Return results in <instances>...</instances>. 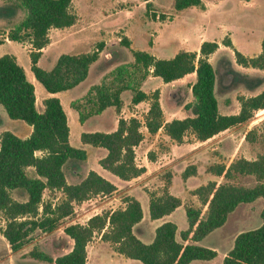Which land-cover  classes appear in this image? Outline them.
I'll return each instance as SVG.
<instances>
[{"label":"trees","instance_id":"obj_1","mask_svg":"<svg viewBox=\"0 0 264 264\" xmlns=\"http://www.w3.org/2000/svg\"><path fill=\"white\" fill-rule=\"evenodd\" d=\"M14 2L25 11V16L9 30L8 38L31 43V68L36 79L52 93L71 89L84 81L91 64L99 58L104 48L103 42L90 52L62 53L51 69H44L38 64L42 49L50 42L49 31L69 27L76 22L73 0ZM201 2L175 0V8L183 10ZM146 7L147 13L151 12V2H147ZM151 15L157 17L156 12ZM3 42L0 39V44ZM121 43L127 47L131 45L127 37L122 38ZM224 44L231 46L232 42L227 39ZM219 46L217 41L205 40L200 46L199 57L197 51H180L171 58H157L148 51L133 49V64L140 72L138 77L134 70L123 64L111 72V79L103 77L100 83L90 87L82 99L73 101L72 106L83 123L89 116L99 114L107 107L120 109L123 104L122 92L131 90L134 103L152 100L144 123L151 134L163 127L165 133L176 142H183L189 132L198 140L205 141L247 122L256 110L264 109L263 89L257 94L242 97L238 113L220 112L216 93L217 72L209 60V55ZM235 55L239 64L264 69V38L259 54L246 56L235 49ZM151 68L153 74L165 82L196 73V80L191 85L193 100L185 104L192 115L164 123L160 91L156 90L150 96L140 88ZM0 103L12 119H22L33 127L26 138L8 130L0 136V230L10 248L17 251L31 241L35 231L53 232L61 220L74 213L75 204L94 196L112 194L117 186L95 170H90L78 183H68L64 164L70 159L85 160L87 152L71 144L67 113L58 97L46 98L43 101L44 110H38L35 85L28 79L16 57L9 53L0 56ZM142 125L137 117L120 118L116 130L84 131L80 139L83 143L105 148L107 154L99 160L100 165L123 180H131L146 171L144 166L137 164L135 152L136 146L144 139ZM246 139L253 142L255 132L248 130ZM30 166L35 169L34 176L27 172ZM190 169L195 172L194 166L187 167L183 172L184 178L193 173ZM208 169L225 181H209L193 190L201 206H185L188 227L181 232V240L177 238L178 226L173 221L159 225L152 242L141 240L133 228L143 218L142 204L136 197L127 195L123 198L124 207L97 213L84 224H67L64 232L73 240L70 251L54 258L34 249L30 252L31 256L56 264H86L88 243L99 233L101 239L110 242L117 252L140 260L142 264H190L197 259L211 260L218 255L217 249L197 242L222 227L240 204L264 198V154L255 159L240 156L229 164L214 163ZM240 175L253 176L255 184L242 185L230 181ZM14 189L25 190L28 199H15L12 196ZM46 189L60 191L62 200L55 203L45 201L43 194ZM181 204V198L166 188L159 195L152 194L150 216L152 219L161 218ZM261 215L263 221L260 226L237 234L232 248L224 256L223 264H264V209Z\"/></svg>","mask_w":264,"mask_h":264},{"label":"rangeland","instance_id":"obj_2","mask_svg":"<svg viewBox=\"0 0 264 264\" xmlns=\"http://www.w3.org/2000/svg\"><path fill=\"white\" fill-rule=\"evenodd\" d=\"M151 1L153 2L150 8L151 12L147 13L145 0H73L72 9L79 14V21L74 29H76L75 32L82 33L80 37L81 40L79 41L80 43H76L77 41H75V39L69 38L72 32L70 26L58 28L51 32L53 33V37L56 33L60 34L61 40L59 39L58 43V40L54 39L48 47V50L40 59V66L47 69L55 64L57 58L62 53L93 51L99 47L101 42L104 43V54L101 60L95 64L92 73L90 72L89 76L79 85L69 91H62L60 95L65 104V108L68 112L74 114L76 120V125L74 126V124H72L71 143L73 146L88 150L90 154L86 161L70 159L66 163L65 170L71 179V183L74 181L72 177H74L75 169H78V171L84 175L87 171V167L89 169L103 168L97 162L100 149L103 148L81 141V129H83V131L93 129L82 126L79 121L78 111L69 104L68 100L82 99L87 94L90 86L98 82L96 78H99V75H102V79L108 76L109 80L112 78L110 75L111 72L123 64L128 65V68L134 70L136 72V77H138L140 72L136 71L133 64L134 59L131 54L132 52L121 43L122 38L128 37L126 30H129L135 49L148 50L151 46L150 41L158 40L155 51L159 54L163 53L161 55H170L174 49H185L186 46H184L183 43L191 48H196L202 43V40L219 42L221 47L211 55V62L215 66L217 72V95L222 109L226 108L224 99L226 87H228V89L230 88V91H232L228 100L231 103L229 110L233 113L241 106L240 99L242 97L257 94L264 89V69H250V71H248L249 73H242L232 68L229 60L234 57V60L237 62L235 49L248 54H255L258 49H261V42L264 38V0H202L199 5L190 6L183 10H177L175 8V0ZM152 12H156V18L152 17ZM24 16L25 11L18 8L14 0H0V39L4 38L1 37V34L7 30L9 31L19 23ZM227 39L231 40V46L224 44ZM0 47L5 49L8 53L13 52L18 55L19 63L27 69L29 75L34 74L30 68L31 60L25 43L10 41L5 42ZM195 76L196 75L193 73L183 81L169 87L168 90L166 88L167 91H165L162 96V105L167 109L171 101H173L175 105L178 106L177 116L192 115V111L187 109L185 104L193 100V95L189 88ZM162 82L163 80L161 77L152 78L144 83V88L150 91L148 94L151 96L156 90L160 91L158 87H160L159 85ZM40 84L43 86L42 83ZM239 86H242V88H237ZM43 88L45 87L43 86ZM37 93L40 94L39 91H37ZM131 95V90H125L122 97L124 101H127ZM151 101V99L144 100L139 107L130 105L131 108H133L135 116L140 118L143 123L141 127L142 130L145 129L146 109L148 108V104L150 107ZM0 106L4 112L5 120H8L7 122L4 121V123L10 127V129H14V122L27 123L22 119H12L1 103ZM87 108H89V105H87ZM92 116L93 115L86 119L89 124L93 122L101 123L104 121V117L100 119L97 116ZM103 129L105 130V126L95 130ZM248 130H253L255 132V140L253 142H249L246 139ZM224 131L225 132L221 134L218 133L219 135L216 134V139L210 143H199L200 140L189 132L185 136L183 142L179 143L174 140V144L189 147L194 142L200 144V146H204V148L209 146L213 148L219 145L220 147L215 148L213 151L215 152L214 159L217 161L211 162L210 165L219 162L229 164V161L239 156L255 159L258 155L264 154V109L256 110L252 118L247 122L235 125ZM229 139L233 141V148L228 153L225 150L221 151L222 148L225 149L230 147L228 142ZM160 143L164 144L165 141ZM187 162H190V160L183 161L182 164L174 166L173 170L176 173L183 170V173L187 167L194 166L196 171L197 165L195 164V166L193 163ZM206 165V161H203L201 167L202 177L193 179L194 181L191 186H196L195 189L205 182L225 181V179L220 176H216L217 179L207 180L205 171H209L208 168L210 165L207 167ZM173 170L167 169L161 174L160 179L164 184L163 186L166 185L165 187H168L170 184ZM190 171L194 173V169H190ZM28 173L34 174L33 171H28ZM108 173L110 176L114 177V179H120L110 171H108ZM230 181L242 185L255 184L253 176L240 175L234 177ZM131 184L142 185L144 183L136 180ZM176 185L177 189H185V183L181 176L176 177ZM127 186H130V184ZM124 187L125 186L121 187L117 192L107 195V197L98 195L92 197L90 202L85 205H75L74 213L61 220L59 226L53 232L35 231L31 241L24 246L25 248L23 247V250L19 251L20 253L17 255L14 264H56L35 259L31 256L30 252L35 249L46 252L52 257H57L58 255L70 251L72 249L73 240L65 234L64 227L67 224L75 222L84 224L86 223V218L89 216L111 210L112 208L124 207L126 204L123 198L128 195L124 191ZM143 188L146 190L148 188L153 189L155 185H147ZM161 188L164 187H160L159 185L154 190H159ZM193 190L194 189L190 191L191 194H193ZM19 195L20 194H17L18 197ZM43 198L45 201L52 200V202L55 203L62 200L63 195L60 191L46 189ZM104 200L109 201L108 205H106V207L98 206L102 205ZM255 202L253 206L240 204L239 207L235 209L236 211L234 210V213H230L231 216L229 220L227 219L228 222L226 225L215 229L201 240V245L218 250L219 254L215 258L214 264H223V255L232 248L237 234L244 230L256 228L262 224L263 219L261 213L264 209V198H258ZM188 203V205H190L192 201L189 200ZM199 206H201V203ZM5 223L4 220L2 222L3 228L5 227ZM99 237V234L96 233L91 240L88 247L90 254H92L94 245L102 240H99ZM59 240H63V242L60 243ZM0 257H4V261H6L4 264H8V249L6 247V242L1 236ZM24 258L27 259L24 260ZM115 264H120V259H118Z\"/></svg>","mask_w":264,"mask_h":264},{"label":"crops","instance_id":"obj_3","mask_svg":"<svg viewBox=\"0 0 264 264\" xmlns=\"http://www.w3.org/2000/svg\"><path fill=\"white\" fill-rule=\"evenodd\" d=\"M145 2L146 3L147 2H151L153 4V2L151 0H145ZM78 21H79V14H77L76 22L73 25L70 26L72 32L70 31L71 35L69 34L70 35L69 38L75 39V41H77L76 43H80L79 41L81 40L80 37H81V34H82V33L75 32L76 29H74V27H75V25L77 24ZM55 29H58V28H52L49 31L50 42L42 49L41 57L48 50V47L51 45V42L54 39L58 40V43H59V39L61 40L60 34L56 33L54 35V37H53V33H51V32H53ZM8 32L9 31L7 30L6 32L1 34V37H4L2 39V40H4V42L1 43L0 46L3 45L5 42L14 41V40H10L8 38ZM126 33L128 35V37L127 36L126 37L130 40V44L131 45L128 48L131 50V52H132L133 49L134 50H140V49H135L134 44H133V39L131 38V36L129 34V30H126ZM157 41L158 40L150 41L151 46L148 49L149 51L148 50H144V51L150 52L151 54H153L157 58H171V57H174L180 51H197L198 52V57L200 56V46H201L202 43L199 44L196 48H191L187 44L183 43V45L186 46L185 49H174V50H172V53L170 55H161L163 53L159 54V53H157V51H155V47H156ZM203 41H205V40H202V42ZM23 43H25L27 45V52L30 55V52L32 50L31 43H29V42H23ZM220 47L221 46H219V48ZM81 52H90V51H81ZM81 52H78V53H81ZM260 52H261V49H258V51L255 54H250V53L248 54V53H243V52L242 53L244 55H246V56H254V55L259 54ZM6 53H8V52L5 49H3L2 47H0V56L4 55ZM214 53H212V54H214ZM9 54H13L16 57L17 61L19 60L18 55H16L15 53L12 52V53H9ZM103 54H104V50L102 49V51L100 52L99 58L94 63L91 64L90 69H89V74H90V72L92 73L95 64L101 60ZM212 54L209 55V60L210 61H211V55ZM41 57H40V59H41ZM40 59H39V62H40ZM133 59H134V57H133ZM30 60H31V57H30ZM229 60L231 62L232 68H235L237 71H240L242 73H245V72L249 73L248 71H250V69H256L255 67H252V66H244L242 64H239L238 62H236L234 60V57H233V59L231 58ZM39 62H38V64L40 65ZM31 65H32V62H31ZM51 68H49V69H51ZM214 68H215V66H214ZM24 69L26 71L28 79L35 85L36 106H37L39 111H43L44 110L43 101L46 98L56 96V97H58L61 100L62 105H63V107H64V109H65V111L67 113L68 124H69V127H70L69 138H71L72 124H74V126H75L76 125V120H75L74 114L68 112L67 109L65 108V104L63 103V99L60 97L62 91L55 92V93L49 92L46 88H43V86L40 84L41 82L36 79L34 74H30L29 75V73L27 72V69L26 68H24ZM44 69H47V68H44ZM245 69H248V70H245ZM31 71H32V68H31ZM152 71H153V69L151 68L149 75L140 84V88L143 91H145L146 93H149L150 91L144 88V83L147 80H149V79L159 77V76L154 75ZM89 74H88V76H89ZM191 74H193V73L187 74L184 77H182L180 79H177V80H174L172 82L163 81L162 83H160V85H159L160 87H158V88L160 89V103H161V107H162V110H163L164 123H166L168 121H171L172 119H175V118H184V117L188 116V115L177 116L176 113H177L178 106L175 105V103L173 101H171L170 106H168V108L166 109L164 107V105H162V99H163L162 96H163L164 92L169 89V87L174 86L175 83H179V82L183 81L184 79L189 77V75H191ZM194 74L196 75L195 72H194ZM96 79H97L98 82L94 83L93 85L98 84V83L101 82L102 75H99V78L97 77ZM195 80H196V76H195V78H193V82L192 83H194ZM191 85L192 84H190V88H189L190 91H191ZM73 88H71V89H73ZM166 88H167V90H166ZM237 88L241 89L242 86H239ZM71 89L64 90V91H69ZM89 89H88V91H89ZM37 91H39L40 94H38ZM225 91H226V93H225L224 99H225L226 108L222 109L220 107V102H219V98H218L219 110H220V112L222 114H234L232 111L229 110L231 103L228 100L232 91H230V88L228 89V87L225 88ZM123 92L121 94V97L123 96ZM63 93H67V92H63ZM216 93H217V80H216ZM217 97H218V95H217ZM75 100H77V99H69L68 102L72 106V102L75 101ZM122 101H123V104H122L120 109H117L115 106H110V107H107L105 110H103L101 113L94 114L92 116V117L97 116L100 119L102 117H104V121L103 122H101V123L93 122L92 124H89V122H87L85 120L83 123L82 122H80V123L82 124L83 127L85 126L88 129H90V128L93 129V130H88V131L110 132V131L116 130L117 127H118V123H119V119L120 118L129 119L131 117H136L135 113H133V108H131L130 105H133V107H139L143 103V101L140 102V103L132 102V95L129 97V99L127 101H124V99L122 97ZM148 108H149V104H148ZM148 108L146 109V114H147ZM239 110H240V107H239V109L237 111H235V113H238ZM3 113L4 112H3V110H2V108L0 106V136H1L2 132L6 131V130L11 131V132L15 133L16 135H18V136H20L22 138H26V137L30 136V134L32 133V130H33L32 125H30L28 123L14 122V125H15L14 129H10V127L5 125V123H4V121L7 122L8 120H5V116H4ZM102 126L103 127L105 126V130L104 129L103 130H95L97 128H102ZM141 130H142V128H141ZM84 131H83V129H81V133L84 132ZM142 131L144 133V139L135 148L137 164L140 165V166H144L146 168V171L142 175H140L138 177H135V178H133L131 180H123L121 178L120 179H116V178L114 179V177L110 176V174L108 173V170H106L104 168H102V169H100V168H96V169L90 168L89 169L87 167V171H86V173L84 175L81 174L78 171V169L74 170V177H72L73 180H74L73 183L80 182L83 178H85L87 176V174H88V172L90 170L97 171L99 174H101L102 176H104L108 180L112 181L117 186V190L115 192L119 191L121 189V187L125 186L124 187V189H125L124 191L128 195L136 197L141 202L142 209H143V218H142L141 221L136 223L134 228H133L134 233L141 240H143L146 243L152 242L153 239H154V236H155L156 228L159 225H161L163 222H165V221H173V222H175L177 224V226H178L177 238H178V240H181V235H180L181 232L183 230L187 229V227H188V219H187V215H186V207L185 206L189 204L188 203L189 200H191L192 204L195 205V206H199L200 205V202H199L197 196L190 193V191L192 189H195V187H196V186L195 187L191 186L192 182L194 181L193 179L197 178V177H202V175H201L202 174L201 167L203 165V161H206V164H207L206 167L208 165H210L211 162H216L217 161L216 159H214V156H215L214 153L215 152H213V151H214L215 148H219L220 146L217 145V146H215L213 148L212 147L210 148V146L204 148V146H200V144H196V143L193 142L192 145H190L189 147H183V146L178 145V144L175 145L174 144V140L171 139L164 132V128L163 127H161L159 129V131L157 133H155V134H151L148 131L146 126H145V129L142 130ZM223 132H225V131H222L219 134H221ZM219 134H217V135H219ZM217 135H214L212 138H210V139H208L206 141H199V143H210L211 141L216 139L215 137H217ZM80 136H81V134H80ZM163 141H165L164 144L166 146L164 144L160 143V142H163ZM228 142H229V146L230 147L229 148L227 147L225 149L222 148L221 151L225 150L228 153L233 148V146H234L233 141L231 139H229ZM0 146H1V144H0ZM78 148H80V147H78ZM82 149H84V148H82ZM86 152H87V158L84 161L88 160V158L90 156L88 150H86ZM106 154H107V150L105 148L100 149V154L97 157V162H98L99 165H100L99 160L102 157H104ZM189 160H190V162H187V163H193V165H195V164L197 165V166L195 165L196 166V171L194 173H192V175H190L189 177H187V178L183 177V173H182L183 170H180L179 173H176L173 170L174 166L180 165V164L183 163V161H189ZM232 161L233 160L229 161L228 163H231ZM66 163L64 164V171H65L68 183H71V179H70L68 173L65 170ZM167 169L173 170V176L171 178V182L168 185V187H165L166 185L163 186L164 184H163L162 180L160 179V176ZM28 171H30V172L33 171L34 172V174H29V175H31V176L35 175L34 167H32V166L28 167L27 168V172ZM205 174H206L207 180L217 179V177H216L217 175L212 174V172L210 173L209 171L206 170ZM177 176H181L182 177V179H183V181L185 183V189L184 190L176 188L177 187V185H176V177ZM136 180L138 182H141V183H144V184H142V185L131 184V183H133V181H136ZM129 184H130V186H127ZM147 185H155V188H153V189L148 188L146 190L143 187L147 186ZM159 185H160V187L162 186L164 188H161L159 190H154ZM166 188L169 190V192L171 194H174V195L180 197L181 200H182V204L179 207H177L174 211H172L170 214L165 215V216H163L161 218L152 219L151 216H150V200H151V196H152V194H156V195L161 194ZM17 194H20L19 197L17 196ZM12 196L15 199L19 200V201H26L28 199V194H26V192L23 189H14V190H12ZM103 197H107V195H104ZM90 200L91 199H88L86 201H83V202L75 204V205L82 206V204L85 205L86 203H89ZM108 203H109L108 200H104L102 205H98V206L106 207V205H108ZM254 203H256V202L253 201V202L244 203V204H248V205L253 206ZM113 209L114 208H112L111 210H113ZM235 211H233V213ZM231 214L229 215L228 220H229ZM90 217L91 216L86 218V222L88 221V219ZM228 220L226 221V223L224 225L227 224ZM0 236L6 242V247L8 249V258H9L8 264H14L17 255L20 253L19 251L23 250V248H21V249H19L17 251H13L10 248L9 242L6 239V237L2 234L1 230H0ZM99 236H100L99 237V240H100L101 239V234H99ZM90 242L88 243V246H87V251L88 252H89L88 247L90 245ZM197 243L200 244L201 241H199ZM218 254H219V252H218ZM225 255H226V253L223 256H225ZM54 258H56V257H54ZM215 258H213L211 260L197 259V260H193L190 264H214ZM25 259H27V258H24V260ZM35 259H38V258H35ZM118 259H120V264H142V262L140 260L129 258V257L125 256L124 254L117 252L114 249V246L110 242L104 241V240H101L96 245H94V247L92 249V254H90V252H89L88 260H87L86 264H115ZM38 260H40V259H38ZM42 261H44V260H42ZM4 262H6V261H4V257H0V264H4ZM47 262H49V261H47ZM49 263H55V262H49Z\"/></svg>","mask_w":264,"mask_h":264}]
</instances>
